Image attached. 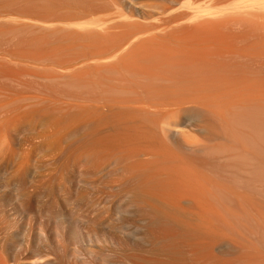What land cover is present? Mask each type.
I'll return each instance as SVG.
<instances>
[{
  "label": "bare ground",
  "instance_id": "1",
  "mask_svg": "<svg viewBox=\"0 0 264 264\" xmlns=\"http://www.w3.org/2000/svg\"><path fill=\"white\" fill-rule=\"evenodd\" d=\"M99 1L0 14V264H264V0Z\"/></svg>",
  "mask_w": 264,
  "mask_h": 264
},
{
  "label": "rangeland",
  "instance_id": "2",
  "mask_svg": "<svg viewBox=\"0 0 264 264\" xmlns=\"http://www.w3.org/2000/svg\"><path fill=\"white\" fill-rule=\"evenodd\" d=\"M104 3L105 1L102 4ZM100 4L99 0H0V9L4 10V13L0 14H7L5 10L7 9L9 12L19 11L23 14L29 12L37 17H66L79 14L90 6ZM108 14V12H99L96 14V18H105Z\"/></svg>",
  "mask_w": 264,
  "mask_h": 264
}]
</instances>
